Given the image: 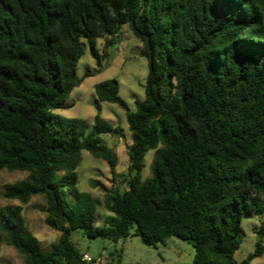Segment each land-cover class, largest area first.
<instances>
[{
  "label": "trees",
  "instance_id": "1",
  "mask_svg": "<svg viewBox=\"0 0 264 264\" xmlns=\"http://www.w3.org/2000/svg\"><path fill=\"white\" fill-rule=\"evenodd\" d=\"M123 24L143 43L144 99L129 110L116 79L94 85L99 100L125 109L131 136L126 186L105 194L111 214L98 225L75 170L85 150L114 173L99 134L118 129L96 114L86 134L84 120L54 110L81 82L84 46L97 63L111 57L97 39L106 48ZM1 169L28 172L4 197L42 195L45 223L60 233L43 249L19 205L0 210V241L3 232L23 264H91L74 230L153 246L175 236L193 246V264H235L243 216L261 215L248 264L264 249V0H0Z\"/></svg>",
  "mask_w": 264,
  "mask_h": 264
},
{
  "label": "rangeland",
  "instance_id": "2",
  "mask_svg": "<svg viewBox=\"0 0 264 264\" xmlns=\"http://www.w3.org/2000/svg\"><path fill=\"white\" fill-rule=\"evenodd\" d=\"M115 42L104 47L105 36L97 39L99 54L107 51L111 57L101 56L100 62L90 55L85 45L78 59L76 72L81 77L79 85L74 87L67 99L68 107L55 109L54 112L64 117H77L85 122L84 131L92 129L93 117L98 114L109 122L117 132L101 133L99 137L114 151L116 167L111 173L107 162L83 150L81 160L76 168L77 188L89 192L96 202V224L103 225L105 218L111 214L104 204L105 194L113 189H123L126 184L127 166L129 164L128 148L131 144L130 131L126 121L125 109L117 103L99 100L94 85L100 81L114 78L119 83V94L126 102L128 109H134V101L144 99V83L147 73V62L140 54L143 43L132 33L127 24H123L114 34ZM88 75H84V74ZM155 150H149L144 156L142 179L151 174V161ZM28 172L21 170H0V210L6 207L20 206L25 231L38 239L43 249L59 237V232L45 223L46 213L42 210L45 200L42 195H32L26 203L3 195L4 186L27 178ZM263 216L244 215L241 221L242 240L233 253V261H241L254 250L257 236L255 229ZM71 241L81 252L95 256H105V264H193V246L175 236H169L164 243L155 246L142 242L139 236L131 234L117 241L104 238H88L80 230L71 233ZM264 247V238L262 240ZM114 256H112V255ZM113 257V258H112ZM117 261V260H116ZM0 264H23V256L10 245L2 232L0 241ZM248 264H264V249L261 255L253 257Z\"/></svg>",
  "mask_w": 264,
  "mask_h": 264
},
{
  "label": "built area",
  "instance_id": "3",
  "mask_svg": "<svg viewBox=\"0 0 264 264\" xmlns=\"http://www.w3.org/2000/svg\"><path fill=\"white\" fill-rule=\"evenodd\" d=\"M82 258L87 262H90L91 264H105L106 262L105 256L102 254H97L95 256H92L87 252H84L82 254Z\"/></svg>",
  "mask_w": 264,
  "mask_h": 264
}]
</instances>
